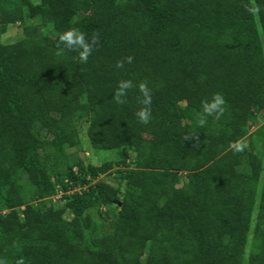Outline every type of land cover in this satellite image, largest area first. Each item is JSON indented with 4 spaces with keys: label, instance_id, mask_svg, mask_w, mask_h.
I'll use <instances>...</instances> for the list:
<instances>
[{
    "label": "trees",
    "instance_id": "16d2710c",
    "mask_svg": "<svg viewBox=\"0 0 264 264\" xmlns=\"http://www.w3.org/2000/svg\"><path fill=\"white\" fill-rule=\"evenodd\" d=\"M16 25L0 41V264H264V0H0V36ZM73 27L100 34L87 63L57 54ZM217 92L224 115L201 127ZM84 129L94 151L134 154L86 163Z\"/></svg>",
    "mask_w": 264,
    "mask_h": 264
},
{
    "label": "clouds",
    "instance_id": "9594fccd",
    "mask_svg": "<svg viewBox=\"0 0 264 264\" xmlns=\"http://www.w3.org/2000/svg\"><path fill=\"white\" fill-rule=\"evenodd\" d=\"M245 10L250 13H255L259 11L258 7L255 6H245ZM100 43V34L94 32L89 38L83 31L79 28H70L67 31L59 35L57 48L59 49L58 55L62 54L64 48H60V45L69 51H77L79 59L83 63H87L88 58L93 54L94 50L98 47ZM134 60L133 56L125 57L122 60H118L116 63L117 68H123L125 63L131 64ZM134 88V84L131 80L121 79L118 82L117 90L115 91L114 98L118 104H125L127 102L126 97L128 91ZM140 96L137 97V103L141 105L136 111L135 116L139 122L147 125L152 117L151 104L152 95L151 89L148 86L147 81H142L138 85ZM226 100L222 93H214L211 99H204L201 101V114L197 120V123L203 127L207 123V118L209 116L213 117L215 120H219L225 112ZM230 147L236 152H242L246 147L242 141H235L230 143ZM18 264H24L23 260L18 261Z\"/></svg>",
    "mask_w": 264,
    "mask_h": 264
},
{
    "label": "rangeland",
    "instance_id": "374dc122",
    "mask_svg": "<svg viewBox=\"0 0 264 264\" xmlns=\"http://www.w3.org/2000/svg\"><path fill=\"white\" fill-rule=\"evenodd\" d=\"M37 2L38 0H34ZM22 35V26L21 25H16V26H10L9 30L2 36H0V41L3 42H12L13 40L19 38ZM264 124V118L262 122H259V126ZM256 127L252 128V132L256 131ZM81 138L83 141V146H84V154H85V161L87 163H92L94 165H101L102 163L108 161V160H118L120 158H123L124 156H132L134 153L130 149H118L115 151H94L89 139L87 137L86 129L82 131ZM259 149L260 151L264 154V144L263 142H259ZM69 155L76 157L80 151L77 148H71L68 149ZM82 156V153H80ZM115 175L113 173L107 174L105 176H102L101 179L108 181V182H113L116 183L117 180L114 177ZM116 181V182H115ZM61 198V193L56 197V199Z\"/></svg>",
    "mask_w": 264,
    "mask_h": 264
},
{
    "label": "water",
    "instance_id": "95a60500",
    "mask_svg": "<svg viewBox=\"0 0 264 264\" xmlns=\"http://www.w3.org/2000/svg\"><path fill=\"white\" fill-rule=\"evenodd\" d=\"M82 158L85 159V154L83 152H82ZM120 204H121V202H120Z\"/></svg>",
    "mask_w": 264,
    "mask_h": 264
},
{
    "label": "built area",
    "instance_id": "2783aa9c",
    "mask_svg": "<svg viewBox=\"0 0 264 264\" xmlns=\"http://www.w3.org/2000/svg\"><path fill=\"white\" fill-rule=\"evenodd\" d=\"M75 191V190H74ZM71 192H73V191H71ZM61 196H62V193H61Z\"/></svg>",
    "mask_w": 264,
    "mask_h": 264
}]
</instances>
